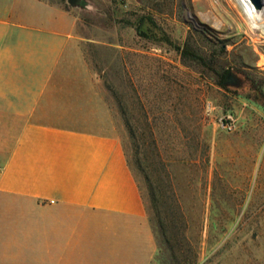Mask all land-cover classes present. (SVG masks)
Segmentation results:
<instances>
[{
	"label": "rangeland",
	"instance_id": "1",
	"mask_svg": "<svg viewBox=\"0 0 264 264\" xmlns=\"http://www.w3.org/2000/svg\"><path fill=\"white\" fill-rule=\"evenodd\" d=\"M48 1L76 20L108 132L154 183L155 264H264V28L241 0Z\"/></svg>",
	"mask_w": 264,
	"mask_h": 264
},
{
	"label": "crops",
	"instance_id": "2",
	"mask_svg": "<svg viewBox=\"0 0 264 264\" xmlns=\"http://www.w3.org/2000/svg\"><path fill=\"white\" fill-rule=\"evenodd\" d=\"M76 20L0 0V264H155L157 233Z\"/></svg>",
	"mask_w": 264,
	"mask_h": 264
},
{
	"label": "trees",
	"instance_id": "3",
	"mask_svg": "<svg viewBox=\"0 0 264 264\" xmlns=\"http://www.w3.org/2000/svg\"><path fill=\"white\" fill-rule=\"evenodd\" d=\"M182 55L184 57H188L189 56V57L195 58L197 60H202L203 59V57L199 53H197L196 51L192 50L188 45L186 46V48H184L182 50ZM199 105H200V103L197 105V112H196V114H197V118H196L197 125L196 126L198 128H201L202 125H203L201 123V121L203 120V117L201 115L202 109L199 107ZM121 110H122V112L126 113V109H124V108L122 109V107H121ZM127 126L132 131V129H133L132 125L128 121H127ZM146 126L148 128H150V129L152 127V123H151L150 119H148V118L146 120ZM125 152H126V149H125ZM126 155H127V159H128L129 165H130V167H131V169H132V171H133V173H134V175H135V177L137 179L139 187L141 189V192H142V195H143V199L146 201V193L144 191V188H146V192L148 193L150 201L152 202V204L154 206L153 208H154V210H155V212L157 214V217L162 222L161 216H160L159 211H158V209L156 207V192H155L156 188L154 186V183L152 182V179H151L150 175H148L145 172L144 168L142 167V164H141V161H140L138 155L134 154L131 159L129 158V155L127 154V152H126ZM139 176H142L143 186L141 184L142 181L139 178ZM160 194H161V197H163V198L166 197V188L165 187L160 188ZM161 227L164 228L162 223H161ZM165 239H166V243L172 249L173 245L170 243V239L168 237H166ZM184 261L187 264H194L195 263V260H189L187 258H185Z\"/></svg>",
	"mask_w": 264,
	"mask_h": 264
},
{
	"label": "bare ground",
	"instance_id": "4",
	"mask_svg": "<svg viewBox=\"0 0 264 264\" xmlns=\"http://www.w3.org/2000/svg\"><path fill=\"white\" fill-rule=\"evenodd\" d=\"M240 5L249 13L258 26L264 28V8L259 7L254 0H241Z\"/></svg>",
	"mask_w": 264,
	"mask_h": 264
},
{
	"label": "water",
	"instance_id": "5",
	"mask_svg": "<svg viewBox=\"0 0 264 264\" xmlns=\"http://www.w3.org/2000/svg\"><path fill=\"white\" fill-rule=\"evenodd\" d=\"M256 2V4L261 7L264 8V0H254Z\"/></svg>",
	"mask_w": 264,
	"mask_h": 264
}]
</instances>
